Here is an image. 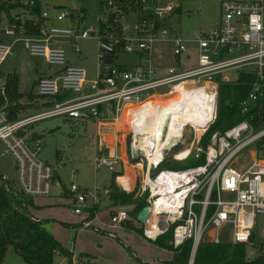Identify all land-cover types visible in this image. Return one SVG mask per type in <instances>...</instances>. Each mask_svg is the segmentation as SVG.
Returning a JSON list of instances; mask_svg holds the SVG:
<instances>
[{"label": "built area", "instance_id": "1", "mask_svg": "<svg viewBox=\"0 0 264 264\" xmlns=\"http://www.w3.org/2000/svg\"><path fill=\"white\" fill-rule=\"evenodd\" d=\"M214 1L219 4L218 21L210 30L190 39L178 34L168 37L169 32L173 33L167 26L168 18L178 7L166 0H138L139 8L128 11L123 7L130 8L128 3L105 0L104 7L112 14L111 22L91 29H83L81 24L55 25L46 13L42 14L45 20L36 35L26 34L16 24L5 26V33L21 36L32 56L42 57L49 65L59 68L55 74L40 76L35 86L40 95L60 96L51 106L14 120L9 118L7 103L0 106V140L15 160L17 189L32 197L50 196L55 189H64L72 198L74 213L93 208L111 188L81 189L74 181L65 186L58 177L57 166L40 158L39 144L29 141L20 130L53 116L93 120L99 125L119 122L127 114L128 122L129 111L150 110L153 113L148 115L136 114L141 118L138 127H143V131L135 132L128 123L125 130L128 156L123 162L117 157L105 156L98 144L94 152L97 168L105 164L114 171L119 166L121 177L125 176V164L137 170L133 189L129 184L131 178L120 181L117 176L116 180L120 189L134 193L147 203L146 222L140 223L138 214L135 218L141 225V235L155 241L170 233L168 245L172 252L190 240L187 264H193L195 252L203 241L251 243L258 217L263 216L264 220V156L259 157L255 150V156L245 165H237L236 161L245 148L264 135V128L255 131L244 119L224 132H214L205 146L200 138L217 117L219 82L236 78L227 75L229 70L256 75L241 102L242 111H247L264 94V0ZM127 13L136 15L131 25L119 20V16ZM68 17L66 10H59L56 15L58 20ZM91 37L97 40L98 49L95 78H88L83 66L69 63L64 48L55 44L60 38L76 41ZM158 41L171 43L172 66L153 63L151 49ZM10 50L9 44L0 41V65ZM121 55L128 56L130 61H117ZM0 95L6 97L5 83H0ZM189 96L200 98L204 103L190 108L198 112L197 116L182 118L187 105L181 99ZM150 118L158 120L156 134L163 139L156 159L153 152L157 135L145 131ZM168 137L172 138L171 142H167ZM171 151L172 159L178 162L202 154L205 161L181 168H159ZM94 217L95 214L86 217L80 227H91ZM129 218L124 208L110 213L113 227L125 224ZM70 243V257L55 250L58 258L55 257L53 264L84 263L74 242Z\"/></svg>", "mask_w": 264, "mask_h": 264}, {"label": "rangeland", "instance_id": "2", "mask_svg": "<svg viewBox=\"0 0 264 264\" xmlns=\"http://www.w3.org/2000/svg\"><path fill=\"white\" fill-rule=\"evenodd\" d=\"M17 2V0H0V2ZM178 7L168 18L167 26L172 28L173 33L168 37L180 35L184 39L193 38L200 32L210 30L218 21L220 15L219 4L214 0H166ZM42 14L54 13L56 16L61 8L72 10L79 23L78 12L85 11L81 27L91 29L99 26V20H106L109 8L100 6V0H40ZM19 9H12L13 18H20ZM136 15L127 13L119 16L122 24H133ZM15 20V19H14ZM13 22H10L12 25ZM58 26L72 25L69 19H64ZM9 25L6 14L1 13L0 20V41L11 46L9 54L0 65V83H5L8 73L18 74V90L22 93L35 92L34 82L39 75L52 71L55 66L49 65L42 57L32 56L24 47L20 35L7 36L3 28ZM61 46L66 52L69 61L83 66L88 74V78H95L97 66V40L94 37L80 38L76 41L68 39L67 43ZM78 49V52H76ZM152 61L155 65L168 67L174 64L171 56V43L169 41H158L152 45ZM119 62H128L130 58L125 55L118 57ZM239 69H231L227 75L234 79ZM6 94V93H5ZM5 98L4 104L10 103ZM40 98V97H39ZM3 104V105H4ZM6 108V107H5ZM9 113V111H8ZM34 113L30 111L22 114L26 116ZM18 119V118H16ZM11 121V120H10ZM27 129V126L24 127ZM31 129L42 136L35 140L39 144L38 154L44 161L57 166L64 183L71 181L80 186H92L93 183L102 185L109 183L112 172L105 164L97 168L94 163V150L97 135V128L93 120L67 119L62 116H53L38 120L32 124ZM120 130L119 126L113 127ZM31 131V130H30ZM120 132V131H119ZM125 132V130H124ZM126 133V132H125ZM124 134V133H123ZM28 135H26L27 137ZM101 144L107 155L112 154L113 138L109 136L100 137ZM114 142V141H113ZM255 143H251L245 148L236 164L245 165L254 156ZM188 161H182L186 164ZM133 167V166H132ZM0 174L9 181L12 189H17L16 174L17 168L14 158L7 152L2 140H0ZM93 185V186H97ZM92 186V187H93ZM91 187V188H92ZM60 190L55 189L51 196H34V204L39 206H29L28 211L36 218L42 220L46 230L52 233L63 246H70V242L76 236V250L88 251L94 254L92 264H171L173 252L159 247L153 241L144 239L138 231L132 228L120 226L116 229L109 228L110 233L103 234L97 232L98 222L93 227H86L76 234L75 226H81L86 218L87 212L83 210L81 214L72 211V204L68 196L61 195ZM126 208V206H123ZM100 221L110 222V215L107 211H101ZM133 224L139 226V222L133 219ZM264 239V220L259 216L256 228L252 237V242L246 244V255L253 258L257 254V244ZM67 248V247H66ZM131 250L135 254H131ZM58 258V257H57ZM1 264H30L25 261L12 247L7 249Z\"/></svg>", "mask_w": 264, "mask_h": 264}, {"label": "trees", "instance_id": "3", "mask_svg": "<svg viewBox=\"0 0 264 264\" xmlns=\"http://www.w3.org/2000/svg\"><path fill=\"white\" fill-rule=\"evenodd\" d=\"M116 3H128L130 8L125 7V11L138 9V0H114ZM105 0H100V6H104ZM19 9L20 18H13L12 9ZM6 14L7 22H13L19 28L29 35L38 34L39 27L45 20L42 15V5L40 0H17V2H0V20L1 13ZM80 21L84 18V11L78 12ZM69 16H73V11L69 10ZM112 14L107 15L106 20H99V25L104 26L105 22H111ZM15 19V20H14ZM40 77V76H39ZM38 77V78H39ZM36 79L34 88L36 86ZM256 79L254 72H238L236 78L231 81H220L218 84L217 99V117L209 126L206 132L201 136L200 143L206 145L210 136L216 132H224L241 120H247L255 131L264 128V94L252 103L247 111H242L241 102L247 97L253 81ZM6 100L10 103L6 106L9 111V118L16 119L21 113H25L30 108L41 109L51 106L60 96L46 97L36 92L22 93L18 90V74L16 72L8 73L5 77ZM40 97V98H39ZM41 100H44L41 102ZM5 102V98L0 95V106ZM69 119V118H67ZM33 123L22 128L20 134L28 135L29 141L38 140L42 134L31 129ZM25 126V127H26ZM31 130V131H30ZM257 155L264 156V135L255 143ZM175 149H172L174 151ZM171 152H168L159 164V168H181L189 165H199L204 163L205 158L202 154L198 158L188 159L186 164L172 159ZM134 160L132 161V163ZM122 174V170L112 172L109 187L111 192L108 198L111 206H127L129 220L127 225H132V220L136 218L139 211L147 205L143 198L135 196L132 192H125L116 186V177ZM29 206H36L32 196L25 195L20 190H13L9 181L0 174V264L2 263L7 249L12 247L25 261L30 264H53L55 260V250L61 254L68 255V249L42 224V220L34 217L29 211ZM93 208H90L92 216ZM141 231V225L135 227ZM170 233L158 237L154 242L164 248L170 249L168 240ZM257 254L253 258L246 255V244H233L228 241L212 243L203 241L199 244L193 264H264V239L257 244ZM191 250V241L186 240L180 249L173 253L171 264H187ZM80 258L84 263H88L91 254L81 252ZM83 263V264H84Z\"/></svg>", "mask_w": 264, "mask_h": 264}, {"label": "crops", "instance_id": "4", "mask_svg": "<svg viewBox=\"0 0 264 264\" xmlns=\"http://www.w3.org/2000/svg\"><path fill=\"white\" fill-rule=\"evenodd\" d=\"M60 10H66V11H68L69 12V10H67V9H63V8H61ZM50 16H49V20L53 23V24H55V25H59V24H57V23H61L64 19H69L70 20V22H71V24L73 25V24H75V21H77V19H76V17L74 16V13H73V16H69L68 18H64V19H61V20H58L57 18H56V16L54 15V13H48ZM84 14H85V11H84ZM77 24H80V21H79V23H77ZM72 25H70V26H72ZM61 26H67V25H61ZM5 33V32H4ZM7 36H15V35H10V34H7V33H5ZM68 39H72V38H60V39H57L56 41H55V44L56 45H61L62 43H67L68 42ZM67 61L69 62V63H72V62H70L69 61V59H68V57H67ZM73 64H75V63H73ZM58 69L59 68H54L52 71H50V72H48V73H45V74H43V75H52V74H55V73H57V71H58ZM43 75H39V76H43ZM38 76V77H39ZM37 77V78H38ZM36 78V79H37ZM36 81V80H35ZM35 83V82H34ZM42 101H44V100H41V102ZM43 108H41V109H34V108H30V109H28V111H26L25 113H27V112H30V111H34V113L35 112H37V111H39V110H42ZM22 114H24V113H21L17 118H22V117H24V115L22 116ZM33 114V113H32ZM29 115H31V114H29ZM26 116H28V115H26ZM123 119H126V115L125 116H123V118L119 121V122H105V124L107 123V125L108 124H114V126H118V124L119 123H122L123 122ZM103 124H95V126H96V128H97V135H96V141H95V146L98 144V146L99 147H101L102 148V153L105 155V156H108V157H112V156H114V157H117L118 159H119V161H124L125 160V157H127L128 156V137L126 136V133L124 132V130H122V129H120V130H118V129H115V131L113 132V136H115V138L113 139V141H112V154H110V155H107L106 153H105V150H104V147H103V145L101 144V141H100V128H101V126H102ZM115 128V127H114ZM120 131V132H119ZM124 133V134H123ZM122 137H123V139H122ZM39 140V139H38ZM94 152H95V150H94ZM94 158V157H93ZM128 167H132V165H130V164H125V175H126V168H128ZM134 168V167H133ZM121 168L119 167V166H116L115 167V170H120ZM134 170H135V172H136V174H137V170L134 168ZM111 172H113V171H111ZM57 174H58V177H59V179L62 181V183L66 186L67 185V183H64V181L62 180V178H61V176H60V174L58 173V171H57ZM136 174H135V179H136ZM122 175H119V177H121ZM111 177H112V175H111ZM133 179V178H132ZM116 180V179H115ZM134 180V179H133ZM110 181H111V179H110ZM131 183H135V185H136V181L134 182V181H132L131 179H130V185H131ZM109 184H110V182L109 183H106L105 184V182L102 184V185H97V184H95V183H93V185H97V186H106V187H109ZM92 185V186H93ZM78 186L81 188V189H84V188H91L92 186H88V185H84L83 187L82 186H80L79 184H78ZM116 186L119 188V186H118V181L116 180ZM120 189V188H119ZM58 190H60V194L61 195H65V196H68L69 197V199H70V201H71V203H72V198L67 194V192H66V190H64V189H58ZM122 190V189H121ZM55 191V190H54ZM53 194H54V192H53ZM52 194V195H53ZM51 196V195H50ZM35 205H37V206H39V204H35ZM90 208L91 207H89V208H87V209H85L86 210V212H87V216L86 217H88L89 216V214H90ZM120 208H124L122 205H118V206H111V201L109 200V198H108V195H105V196H103L102 198H101V200H100V202L95 206V209L93 210V214H95V216L96 217H94L93 218V220H92V225H91V227H93V224H95V222H98L99 224H98V227H97V229H96V231L97 232H100V233H103V234H109L110 233V231H109V228H113V229H116V228H119L121 225H118V226H115V227H113L112 225H111V223L109 224H107V222H104V221H100V219H99V214H100V212L101 211H107L108 212V214L110 215V213L113 211V210H116V209H120ZM124 209H128V207L126 206V208H124ZM93 214H92V216H93ZM132 224H133V221H132ZM122 226H124V227H126V228H132V229H135V227L137 228V226H135L134 224H133V227H131L132 225H127L126 223L125 224H123ZM75 227H78V228H75V232H76V234H78V232L79 231H81L82 229H85V228H81V227H79V226H75ZM88 228V227H87ZM136 231H138L137 229H135ZM138 233H140V235H141V231H138ZM142 236V235H141ZM143 237V236H142ZM75 238H76V236H75ZM74 238V240H72L73 242H74V245H75V247H76V239ZM144 238V237H143ZM144 239H146V238H144ZM146 240H149V239H146ZM149 241H152V240H149ZM154 242V241H153ZM155 243V242H154ZM70 245H71V243H70ZM65 247H67V249H69L70 248V246H69V248H68V246H65ZM160 247V246H159ZM161 248H164V247H161ZM164 249H167V248H164ZM169 250V249H168ZM171 251V250H170ZM81 252H84V251H80V252H78L79 254L81 253ZM86 253H89V254H91L92 255V257H90L89 258V260H88V264H92V259H93V257H94V254H92L91 252H88V251H85ZM135 254V252L134 251H132L131 250V254ZM174 253V252H173ZM55 257H57L56 255H55ZM173 257V256H172ZM172 260V259H171Z\"/></svg>", "mask_w": 264, "mask_h": 264}, {"label": "bare ground", "instance_id": "5", "mask_svg": "<svg viewBox=\"0 0 264 264\" xmlns=\"http://www.w3.org/2000/svg\"><path fill=\"white\" fill-rule=\"evenodd\" d=\"M181 101L182 102L184 101L187 106L188 105L190 106L189 109L187 108V106H185L186 107V111H185L186 114L182 115V116L179 115L182 118H185V117L192 118V115L197 116L198 112L197 111L192 112L191 109L197 108L198 106H201L204 103L200 98L193 97V96H189L186 98L183 97V99H181ZM198 102H200V104H198ZM139 112H140L141 116L148 115L151 112L153 113V111L141 110V109L139 110ZM139 112H136V113L133 112L132 113L129 111L128 113L130 114V118L128 119V122H127V118L123 119V122L118 124L119 128L122 130H128V123L129 124L131 123L130 128H134L135 130H137L135 132H138L140 130L143 131V129H144L143 127H140V128L138 127L140 124L141 118H140V116H136V114H138ZM127 115H126V117H127ZM132 120H133V122H132ZM148 123H149V128L145 127V131L148 130L149 132H151V134L156 136L157 134H156L155 126L158 124V120H156V118H154V119L150 118V121ZM102 124L103 125L100 128V137L101 136H109V137H112L114 139L115 138V136H113V127H115L114 124H108V125H107V123L106 124L102 123ZM122 139H123V137H122ZM162 140L163 139L159 138L158 135L156 136V141L154 142L155 150L153 152V156L155 159H156V156H159L158 154H160L159 146L162 143ZM171 141H172V138L168 137L167 142H171ZM135 174H136V172H135L134 168L128 167V168H126V175L124 177H120L119 180L120 181H126L128 178H131V180L135 182L136 181ZM134 186H135V183H131L130 188L133 189Z\"/></svg>", "mask_w": 264, "mask_h": 264}, {"label": "water", "instance_id": "6", "mask_svg": "<svg viewBox=\"0 0 264 264\" xmlns=\"http://www.w3.org/2000/svg\"><path fill=\"white\" fill-rule=\"evenodd\" d=\"M147 215H148V208L147 206H144L138 213V216H137L138 221L144 224L147 220Z\"/></svg>", "mask_w": 264, "mask_h": 264}]
</instances>
